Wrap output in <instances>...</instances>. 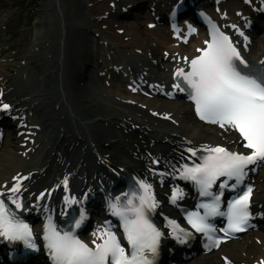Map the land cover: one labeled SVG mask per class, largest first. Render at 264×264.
<instances>
[{
    "label": "bare ground",
    "instance_id": "bare-ground-1",
    "mask_svg": "<svg viewBox=\"0 0 264 264\" xmlns=\"http://www.w3.org/2000/svg\"><path fill=\"white\" fill-rule=\"evenodd\" d=\"M86 1L90 3L87 11L93 16L108 11L127 17L132 7L142 6L149 0L143 2L141 0ZM174 1L176 0H160L159 2L164 5L172 4ZM238 5L244 8L241 0ZM122 6H126L124 13ZM57 12L58 10H55V13ZM65 16H70L68 6ZM217 16L220 17V15ZM142 17L143 15H140L135 23L116 19L105 20L108 22L109 29L122 28L123 33L120 34L107 33L106 29L99 26L103 20L100 23L94 21L86 23L75 19V22L84 24L80 30L88 31L90 35L100 32L111 41L110 43L122 45L121 42L124 41L121 39L131 38L129 41L135 56L131 54L129 57L128 55L120 56L116 59L117 64H123L122 69L125 71H129L130 65H132V69L133 66L136 70L141 69L138 59L144 61L143 66L146 65L150 70L151 60L148 59V56L156 55L166 48L168 55L165 60L169 61L170 65L167 67L168 69L162 68L160 72H163L162 75H166L165 72H170L173 76L178 67L185 65L184 56L191 57L195 54L196 46H202L203 36L200 34L194 36L191 43L186 46L178 43L171 36L168 37L170 28L167 25L168 18L164 14L160 17L166 24L163 29L164 34H161L162 28L158 24H154L152 30L147 28L142 30L143 23L140 21ZM262 30L264 32V24ZM60 33L63 35L62 31ZM261 34L262 32L257 35L259 42L252 43L250 48V53L256 59L264 56V36ZM148 35L150 38L147 43L146 36ZM41 40L40 43L36 41L37 45L38 43L39 45L45 44L49 39L47 36L46 39L41 37ZM89 43L91 42L80 43L76 49V54L79 57H76L74 70H77L78 74L72 75V82L75 78L74 81H77L80 87L76 91L72 88L75 86L74 83L66 91L61 90L59 86V84L65 85L64 80L67 84H71L67 80L69 73L65 70L67 65H72L67 58V49L71 48L67 28L64 38H58L56 47L57 58L60 60L58 65H45L47 70L52 69L48 74L46 71L36 73L34 69L29 70L28 73L35 81L32 83L34 88L29 87L24 93L22 90L21 93L14 94L12 86L7 81L0 85V91L4 94L3 99H8L3 101L13 102L16 112L26 108L33 109L37 112L39 119L37 122L28 118L23 119V122L27 121L26 126L19 129L11 139V142H16L15 139L18 138L17 143L20 142V145L16 144V148H6L0 151V191L6 192L18 180L20 187L17 195L20 201H24L23 206L28 211L39 209L38 212H41L45 221L51 216L52 222L56 224V217L61 213H66L71 207L80 209L84 206L89 190L92 191L91 188L95 182L102 188H104L103 186L109 187L111 191L113 183L121 180L120 175L128 177L132 175L138 179H148L154 182L157 187V199L161 205L159 213L167 215L170 219L177 218L175 204L179 202L171 203L169 201L172 190L167 193L164 172L180 168L182 159L192 155L187 151L189 148L200 149L203 146L220 145L225 148L239 147L242 149L240 136L229 129L221 130L197 120L193 110L191 112L188 108V100L176 102L172 99L173 96H176L172 92L174 83L173 80L166 81V77L159 79L146 74V78L150 79L148 83L153 84L154 89H160V91H162L161 88L167 89L168 95H161L160 98L156 97L157 94H151L150 97L143 95L142 89L140 88L139 91L136 86L137 82H141L138 77H135L133 81L134 87L137 89L132 91L120 85L119 81L108 82L107 80L104 84L105 88L99 84L103 88L100 94L92 92V89L85 93L83 90L89 83H97L100 79L97 69L92 70L97 77L95 75V78L90 79L88 72L89 48L87 47L84 52L85 44ZM170 43L173 46H169ZM61 53L64 57L61 55L60 58ZM179 57H182L181 61H178ZM66 58L68 64H66ZM69 69L72 70V67ZM107 73L110 74L107 75L109 78L112 73L114 74L113 70H108ZM144 79L141 78V80ZM81 84L83 85L81 86ZM47 87H50L49 91L46 90ZM152 91L151 93L156 92ZM103 92H108L110 97L105 98ZM132 99L135 100V103L128 102ZM75 101L81 104L82 110L77 108ZM69 113L72 114V119L68 116ZM135 114H141L140 120H137ZM160 115L162 117L169 115L173 121L165 120ZM143 119L156 122L159 127L158 132L148 127L149 124L145 126L147 123L143 124L141 121ZM132 124L144 125L145 131L135 134ZM37 126L43 130V140L48 139L42 146L43 140L36 134H26L28 129L34 131L38 128ZM26 138H28L27 144L23 146ZM48 143L49 146H47ZM124 144H126L125 148H123ZM38 151L40 156L43 155L42 158L37 159ZM125 156H132V158H125ZM158 159L159 163L157 164ZM261 164L263 174L259 176V180H263V182L258 184L255 194L258 211H262L260 203L264 201V162ZM14 177L16 180L13 179ZM65 179L69 181L68 186L64 185ZM51 187L52 191H50ZM41 193L44 195L41 196ZM117 193H119L118 189ZM66 197L69 200L74 197L78 202L66 204ZM6 202L8 201L6 200ZM220 249V252L236 264H241V262L251 264L253 260L264 258V232L255 231L252 236L243 237L238 241L233 240ZM183 264H225V262L216 255L209 254L198 256L183 262Z\"/></svg>",
    "mask_w": 264,
    "mask_h": 264
},
{
    "label": "snow or ice",
    "instance_id": "snow-or-ice-1",
    "mask_svg": "<svg viewBox=\"0 0 264 264\" xmlns=\"http://www.w3.org/2000/svg\"><path fill=\"white\" fill-rule=\"evenodd\" d=\"M232 27L235 28V25ZM209 35L211 38L204 42L206 47L198 49L200 54L188 61V70L177 68L174 73L186 87L177 83L173 88L188 92V98L194 103L196 114L202 120L218 123L222 128L228 125L236 130L243 147L250 150L245 154L220 145L203 146L206 155L200 156L199 163L193 161L191 165L181 166L179 175L193 181L200 196L206 198L205 202L198 205L204 209V213H188V223L196 232L203 233L213 241L212 233L215 228L209 223V217L226 216L228 223L220 231L228 232L241 230L250 216L251 187L229 200L225 211H220V193L226 187L236 188L241 184L249 164L264 160V66L256 69L249 66L229 37L215 26ZM0 107L7 109L9 105L3 104ZM187 151L192 156L197 154L193 148ZM13 179L16 180V177ZM230 180L235 182L229 185ZM217 182L219 190L213 192L212 186ZM64 183L67 185L66 179ZM136 183L138 188L127 194L122 193L108 203L111 214L120 220L127 248L110 227H105L98 233L100 240H93V246L79 239L76 229L85 219V211L81 208L79 218L73 217L74 223L68 230L58 228L51 216L46 219L43 240L52 264H152L151 257L157 253L162 234L147 213L158 202L151 193L150 184L143 180ZM19 187L17 180L6 192L0 191V237L9 241H22L26 248L35 249L37 245L29 225L6 203L7 200L15 209L24 207L17 195ZM178 194L173 189L170 197L173 203ZM40 195L43 196L44 193ZM70 202L78 201L74 197L71 200L66 197L65 203ZM169 223L173 226L170 234L183 243V238L189 233L179 228L175 221ZM218 240L219 238H215L214 242L218 243Z\"/></svg>",
    "mask_w": 264,
    "mask_h": 264
},
{
    "label": "rangeland",
    "instance_id": "rangeland-1",
    "mask_svg": "<svg viewBox=\"0 0 264 264\" xmlns=\"http://www.w3.org/2000/svg\"><path fill=\"white\" fill-rule=\"evenodd\" d=\"M231 3H236V1H228L226 7L229 10H233L235 8L231 6ZM58 4L65 11L68 6L70 14L69 17L65 16V11H62L60 15L55 13V10L58 9ZM151 4L153 5V3ZM152 5H150L149 1L144 2V4L138 8L140 11H135L130 17L124 19V22L129 20L135 23L138 21L139 16L143 15L140 20L143 23L142 30H146V28L149 29L148 24L150 25L152 21H150L151 18L148 13L150 12V6ZM89 6L90 5L86 0H0V11L2 13L0 20V84L4 80H10L12 87L17 92H21L22 90L25 91L27 88L33 87L34 85L32 83L35 81H33L32 75L28 73L30 68L32 65H37L36 73H40L42 71H48L45 65L52 66V64L58 63L55 58L58 53V50L56 49L58 46V38H61L60 32L62 30L64 38L66 28L69 30L71 45V48H68L67 58H69V63L72 64L67 65L66 69V72L69 73L67 80L71 83L67 84L64 80L66 89L71 87L73 83L75 84V86H72L74 91H76L77 88L80 89L78 82L74 81L75 78L72 82V75L74 76L75 73L78 74V71L74 70V63L76 61V57H79L76 54V49L80 46V43H86L87 41L91 42L89 44H85L84 52L88 47L90 50L88 52V63H91L93 67L97 66L95 59L98 60V63L100 62L97 69L106 67V63L104 62L105 58L108 60V63L111 64L113 63L112 61H114L115 57L121 56L122 53L131 54L133 51L131 49V43H127L129 42L128 40L125 42L127 44V49H124L116 44L109 43L108 39H106L99 32L90 35L88 31L80 30L84 24L76 23L75 19L86 23L100 21L101 19L106 20L108 18L117 20L123 19L116 17L107 11L105 13H100L97 16H92V14L87 11ZM117 29L119 28L112 30V33L117 31ZM161 30V34H164V30ZM47 36L49 39L48 42L39 45L42 41L41 37L46 39ZM262 36H264V32L262 33ZM146 37V42L148 43L150 37L149 35ZM36 41H40L38 45ZM72 49H74L73 53ZM162 54L163 53L156 56L160 57ZM67 58L66 64H68ZM28 59L31 61V64H28V66H30L29 69L26 67V63L29 62ZM101 60H103V62H101ZM41 62L44 63V65H41ZM71 67L72 70L69 69ZM32 68L34 69V67ZM92 78H95V75H90V79ZM99 84L105 88L102 82L97 81V83H89L87 88L83 91L86 93L88 90L92 89V92L100 94L103 88H101ZM82 85L83 84H81V86ZM49 88L50 87H47L46 90L49 91ZM83 91L81 90V93H83ZM103 94L105 98L110 97L108 92H103ZM75 105L77 108H80V110L83 109L79 102L75 101ZM25 114L30 115L32 118L37 116V113L34 110L33 113L28 110ZM151 126L153 129L155 128L154 124H151ZM134 130L135 133H138V130ZM165 130L169 131L168 129ZM43 134L44 133L41 130L38 137L42 138ZM47 141L48 139L46 142ZM43 143H45V141ZM14 144L15 143H12L6 148H14ZM37 158H40L39 151L37 152ZM217 256L220 257L218 254Z\"/></svg>",
    "mask_w": 264,
    "mask_h": 264
}]
</instances>
